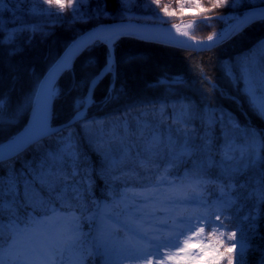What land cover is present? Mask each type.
<instances>
[{
  "label": "snow or ice",
  "instance_id": "snow-or-ice-1",
  "mask_svg": "<svg viewBox=\"0 0 264 264\" xmlns=\"http://www.w3.org/2000/svg\"><path fill=\"white\" fill-rule=\"evenodd\" d=\"M27 2L0 0V33L6 31V21L13 25L7 30L6 38H0V46L13 44L18 35L31 27L21 22V13L35 14L38 10L18 7ZM45 2L51 4L53 0ZM56 2L64 7L60 0ZM89 2L79 0V5ZM118 3V13L108 10L107 0H96V7L91 9L74 8L73 22L112 19L113 23H97L77 33L25 98L29 119L23 129L0 142V169L3 170L0 175V264H53L62 249L77 247L87 239L82 237L79 229L81 217L95 222L93 228L99 235L92 242L97 254L103 249L111 256L110 244L103 238L106 221H111L128 236L126 258L133 264H201L210 254L212 258L207 264H221L225 252L229 254L227 264H234L231 254L237 247L239 256L235 264H247L246 253L253 247L257 222L264 219V131L241 124L234 113L221 105L213 107L205 103L198 108L187 97L162 100L161 108L183 106L177 118L182 120L184 128H169L163 135L154 131L151 139L146 141L148 146L135 154L123 141L115 150L101 149L104 161L101 173L106 195H110L111 200L97 202L92 194L95 184L93 168L80 150V137L83 135L90 145L97 144L98 141L89 135L90 129L96 126L99 130L101 120L107 119L88 116L89 108L95 103L96 85L110 75L111 84L105 99L118 100L123 92L122 88H116L119 40L132 37L150 39L134 29L129 0H118ZM144 3L145 9H150L146 0ZM151 3L165 16L176 14L168 6H161L160 0H151ZM225 6L230 11L221 19L233 23L222 29L216 44L209 47L224 43L254 24L264 25V0H231V3L229 0H213L212 9ZM196 7L204 12L212 10L202 8L199 3ZM180 10L183 11V7ZM151 11L152 19L160 24L167 23L154 9ZM49 15L57 16L56 13ZM207 39L212 41L213 36L209 35ZM27 42L31 43V37ZM101 47L106 49L104 65L87 81H80V87L87 83V92L74 99L68 121L53 125L52 105L61 92L57 85L59 77L72 70L82 53H91ZM20 50L13 47L7 54L14 55ZM87 64L94 65L95 59L90 57ZM221 70L229 83L246 98L249 109L264 120V38L238 60L223 62ZM202 78L208 80L206 76ZM156 83H167L175 92L173 86H182L185 81L177 76ZM209 86L240 106L239 98L228 95L217 83L209 81ZM8 102V94L0 97V125L15 124L19 119V107L6 112ZM195 121H199V128L188 131L194 127ZM77 126L80 132H77ZM147 126V121H139L138 127ZM216 129H219L218 135ZM254 172L258 178L249 179ZM130 176L134 178L132 183H129ZM114 181H121L123 190ZM208 184H217L222 195L225 188L241 190L223 200V214L229 221L235 219L236 229L240 232L238 241L237 231L220 232L221 237L226 235L228 240L235 241L231 245L221 241L224 252L215 249L209 253L207 249H211V244H206L202 238L205 222L211 229L210 236L216 229L224 228V223L214 224L208 214L198 210L207 207L203 196L187 193L188 187L195 191ZM243 189L248 192L244 193ZM86 195L89 202L85 201ZM181 207L186 210L182 215L165 211ZM77 210L79 217L76 216ZM37 213L57 221L69 220L62 248L27 239L38 223L35 219ZM216 219H220V214H216ZM194 244L199 248L192 251ZM260 264H264V259Z\"/></svg>",
  "mask_w": 264,
  "mask_h": 264
},
{
  "label": "trees",
  "instance_id": "trees-1",
  "mask_svg": "<svg viewBox=\"0 0 264 264\" xmlns=\"http://www.w3.org/2000/svg\"><path fill=\"white\" fill-rule=\"evenodd\" d=\"M150 5V9H145L144 0H129L128 7L131 9V14L134 20L140 21H155L152 19L153 13L151 9H154L156 13H162L161 17L167 22L184 21L192 18H198L207 16L210 14H226L230 9L225 7L212 9L213 0H160L161 6H168L170 11L175 10L176 14L173 16H165V14L157 8L156 5L151 3V0H146ZM231 3V0H229ZM60 3L64 5L63 8L59 6L56 0H53L51 4L46 3L45 0H28L18 7L22 9H36L35 14L21 13L23 19L21 22L31 26L23 34L18 35L13 44H5L0 46V57L6 59L10 58L13 63L16 62L17 71L19 63V53L24 51L23 57L28 54L34 48L41 47L42 50L48 51L42 60L28 62L24 67V77H18L17 71L13 72L11 77V86L15 87L14 80L20 78V83L13 89L7 87L6 77H2L0 80V97L5 94L9 96V102L6 104V112L11 109L19 107L20 115L15 124L0 125V142L13 136L25 123L27 108L20 106L19 96L20 93L26 88V84H32V89L36 85V80L42 76L43 72L51 65L57 56L63 51L66 45L77 35L81 30L88 29L97 23L111 21L112 19H90L86 22L80 20L72 21V13L74 8L80 6L79 0H60ZM199 3L202 8L212 9L209 12H204L196 5ZM108 10L113 13H118L120 10V4L118 0H107ZM81 10L91 9L96 7V0H90L89 3L83 4ZM183 7V11H181ZM49 13H56L57 16L49 15ZM137 16H141V19H136ZM59 17V19L57 18ZM201 24V23H198ZM202 24V36L211 34L214 28L203 27ZM6 31L0 33V38H6L7 30L13 27L7 21L5 22ZM33 28L35 29L33 31ZM28 37H31V43H28ZM264 38V25L254 24L249 28H245L243 32L234 36L227 42L218 45L212 49L204 51H191L174 46H169L157 42L146 41L138 38H122L118 42L116 49L117 60V79L116 88L123 89L118 100L107 101L105 98L108 95V89L111 84V76H106L101 80L95 88L93 99L94 105L88 110V116L90 118L100 117L107 118L101 120L99 130L96 126L90 129L89 135L94 137L98 141L95 145H90L83 135L80 137V150L87 157V162L91 164L93 168V180L95 184L93 186L92 194L96 199L104 198L111 200L110 195H106V186L101 173L102 166L104 165L103 156L101 155V149L115 150L122 146L121 141L127 145L131 152L135 154L137 151L147 147L146 141L151 139L154 131H160L163 134H167L169 128L177 129L184 128V124L181 119H178V113L181 106H167L160 107L162 100H173L181 97H187L194 102L198 108H202L205 103L215 107L217 105L223 106L225 109L234 113L239 119L241 124H247L250 128L264 131V120L260 119L250 109L246 102V98L241 95L237 87L229 83L226 79L224 72L221 70V65L225 61L238 60L242 55L246 53L258 40ZM55 43V44H54ZM13 47H19L21 50L14 55H8V50ZM57 48V50H56ZM150 50L153 52H159L164 55L165 62L159 65H154L152 69L146 68L148 60L144 52ZM25 51H27L25 53ZM106 49L103 47L95 49L93 52H85L77 57L72 66L71 71H65L57 81V85L61 92L59 97L53 102V120L54 125H59L66 122L72 115L73 102L78 96H82L87 92V83L82 87L78 86L80 81H87L92 75L99 71L104 65ZM142 54V55H141ZM45 55V54H44ZM92 57L95 59L94 65L87 64V60ZM132 59L129 60L128 58ZM191 61L195 64L192 66ZM175 62V63H174ZM134 63H140L139 68L134 71ZM0 64H2L0 60ZM130 67V71H129ZM197 67H201L199 70ZM34 68L36 72V79L31 82L22 85L23 80H28L26 75ZM34 72V73H35ZM205 75L216 82L220 88L230 95H236L242 101V108L245 109L246 116H243L235 102L229 101L218 95V92L214 91L209 86V83L201 77V74ZM22 73H20L21 75ZM180 75L185 81L182 86H173L176 91L173 92L167 83L157 85V81H164L171 76ZM26 77V78H25ZM164 79V80H163ZM16 81V82H17ZM22 85L18 91V86ZM241 87L243 85H240ZM210 101V102H209ZM155 109V110H154ZM146 115H142L145 114ZM144 120L148 122V126L141 128L138 127L139 121ZM194 127L187 129L193 131L199 128V121L193 122ZM77 132H80L79 126H77ZM216 134H219V129L215 130ZM102 141V142H99ZM52 143V141H47ZM29 155V154H26ZM17 167L20 165L17 164ZM216 172L217 170H210ZM0 175H3V170L0 169ZM258 178L254 172L249 179ZM133 177H129V183H132ZM113 183L120 186L122 189L121 181H114ZM217 184H209L211 192H216ZM236 191H241L237 189ZM244 193L248 192V189L242 190ZM85 201L89 202V197L85 196ZM249 203H251L249 201ZM264 207V206H262ZM80 216V212H76ZM41 214V213H38ZM84 226L87 225L85 217H81ZM229 231H237V236H240V232L236 229L235 219L231 221L226 220ZM257 228V234L252 240V249L246 253L247 264H260V261L264 259V219L259 220ZM120 230V229H119ZM106 236L105 238H107ZM96 236H93V239ZM101 249L99 254L93 244V253L90 254L84 264H100ZM228 253H224V259L221 264H227ZM235 259H238L239 249L231 254Z\"/></svg>",
  "mask_w": 264,
  "mask_h": 264
},
{
  "label": "rangeland",
  "instance_id": "rangeland-1",
  "mask_svg": "<svg viewBox=\"0 0 264 264\" xmlns=\"http://www.w3.org/2000/svg\"><path fill=\"white\" fill-rule=\"evenodd\" d=\"M159 15L161 16L162 13H159ZM218 15H219L218 18L211 19V20H203L205 22L202 21V22H200L201 24L195 23V26L192 29V32L189 33L190 37H192L194 39H200V38H205V37L211 35L212 33L217 32L220 28H222L226 24L227 21H229V20L225 21V20L221 19V17L224 16L225 14H218ZM111 21H113V20H111ZM111 21H107V22H111ZM187 21H192V19L184 20V21H177V22H173V23L179 24V23H184ZM102 23H105V22H102ZM202 24H206V25H203V27L214 28L213 32L207 36H202L203 35ZM227 41H225V42H227ZM229 41H230V39H229ZM151 42H153V41H151ZM169 46H171V45H169ZM182 49H184V48H182ZM56 50H57V48H56ZM187 50H191V49H187ZM191 51H194V50H191ZM26 52L27 51H25V53ZM47 53H48V51H47ZM47 53H46V51L42 50L41 47H37V48H34L33 50H31V52L28 54V56L23 57L25 55H24V51H22L21 53L18 54L19 57H22V58H19L17 60V63H19V66H20V67H18V71H17V67H14V66H16V62L13 63V61H11L10 58L6 59V57L5 58L0 57V60L2 62V64H0V80L2 77L3 78L6 77L7 79H5L6 80L5 82H7V87L10 89L15 88L17 86V83H20V82H18V81H20V78H18V81H17V79L14 80L15 87L11 86L10 83H12V82L9 83V81H11V77L13 75V72L17 71L18 77H20V76L24 77L25 76V74H24L25 65L28 62L31 63L32 61L42 60L44 58V56H45L44 59L46 60L47 56H48V55H46ZM144 55H146V59L148 60V62L146 64V68L150 67L152 69V67L154 65L156 66V65L161 64L162 62H165V60H164L165 56L161 55L159 52H153L150 50H146L144 52ZM191 64L193 66L195 63L193 61H191ZM133 66H134V68H131L133 70V72L139 73L140 71L136 72V71H134V69L139 68L141 66V64L140 63H134ZM197 68L199 70H202L201 67H197ZM47 69H46V71H47ZM46 71H44L43 73H45ZM129 71H130V67H129ZM34 72H35V69L32 68L28 72V74L26 75V77L27 76L29 77V81L23 80L22 85L24 84V82L29 83L32 81V79H34V78L36 79L37 74H36V72L35 73ZM20 73H22V74L20 75ZM177 76L180 77V75H176V76L174 75V76H171L170 78H174ZM205 76H206L205 73L201 74V77H205ZM35 79H34V83H35ZM37 80H36V83H37ZM206 81L208 83H209V81L214 82L210 78H208V80H206ZM214 83H216V82H214ZM22 85L18 86V91L20 90ZM25 86H26V88L20 93V96H19V100L21 102L20 106L22 107V109L27 108V104L25 103V98L33 90L32 89L33 86L31 83L26 84ZM223 90H225V89H223ZM218 95H220L219 92H218ZM228 95H230V94H228ZM233 96H236V95H233ZM220 97H223L229 101H232V100H230L224 96L220 95ZM207 104H210V103H207ZM238 110L241 111L243 116H246L245 109L242 108V101L241 100H240V106H238ZM28 115H29V112L27 110V113L25 116L26 121L28 119ZM26 121H24V122L26 123ZM25 123H23V125L20 127V129L24 126ZM208 185H206L203 189H199V190H195V191L191 187H188L187 193L203 196L205 204L207 205V207L199 208L198 210L200 212L208 214L210 220L214 224H221V222L224 223V228L216 229L215 234L210 236L209 234H210L211 229L209 228L207 222H205L204 223V233L202 234V238L204 239V242L206 244H208V243L211 244V249H207V251H209V253H211L215 249H219L220 252H224V249L221 246V241H223V243L226 245H231L235 241L228 240L226 235L224 237L220 236V232L229 231L228 224L226 222L227 219H226L225 215L223 214V212H224L223 200L227 199L229 196H234V192L229 191L228 188H225L223 190L224 194L222 195L221 188L219 186H217L216 192L211 194V191H210L211 188H209ZM121 190H123V188ZM96 201L97 202H110L109 200L104 199V198L96 199ZM115 211L116 210L114 209L113 212H115ZM165 211L173 212L175 215H182L185 213L186 210L181 207L178 209L177 208L165 209ZM216 214H220L219 220L216 219ZM157 215H162V213L157 212ZM35 219H36V221H38V223L35 225L33 232L31 233L30 237H28L27 239H30V240L36 242L37 244L48 243V244H51L53 246H60L62 248L61 242L65 238V234H66L68 226H69V220L64 219V220L57 221L55 219H50L48 216H45V215L40 216L37 214L35 216ZM86 221H87V225H85V226L83 225L81 220L79 222V229L81 231V235H82V237L87 238L85 240V242L81 245H78L77 247H74V248H68L66 250L62 249V251L56 256L55 260L53 261V264H82L84 262V259L92 252L93 246H92L91 235L93 234V236H95V235L98 236L99 233H97L93 228V225L95 222L89 221L87 218H86ZM116 229L118 230V227L116 225L112 224L111 221H106V230L103 232V238H104V236L108 235V237L104 238V240L110 244L112 252H111V256H109L102 249L100 263L101 264H133V261L126 258L127 257V251L125 250V242L127 241L128 236L126 235V233L122 229H121V233H116V231H117ZM239 237L240 236H237V241L239 240ZM198 248H199V245L194 244L192 246V251H195ZM237 249H239V247H237ZM211 258H212L211 254L206 256L205 259L203 261H201V264H207V261Z\"/></svg>",
  "mask_w": 264,
  "mask_h": 264
},
{
  "label": "water",
  "instance_id": "water-1",
  "mask_svg": "<svg viewBox=\"0 0 264 264\" xmlns=\"http://www.w3.org/2000/svg\"><path fill=\"white\" fill-rule=\"evenodd\" d=\"M218 17H219L218 14H210V15L204 16V20L218 18ZM110 23H113V21L105 22V24H110ZM231 23H233V21H231V20L227 21L226 24L222 28H220L217 32L211 34L213 36V40L212 41H208V39H207L208 36L205 37V38H200V39H194V38H190V37H188V38H174V37L166 36L163 33L164 30L175 29L176 24H174V23L167 22L166 24H160L159 22L140 21V20L132 19V24H133L134 29L136 31H138L139 33H141L142 35L150 37V39H147V41H153V42L162 43V44H166V45H171V46L184 48V49H191V50H194V51H204V50H209L211 48L216 47V46L209 47V45H215L216 44V40H217L221 30L227 28L228 25L231 24ZM144 25H147V27H145ZM153 25H155V26H153ZM72 40L67 45H69L72 42ZM143 40H145V39H143ZM65 48H64V50H65ZM64 50L60 53V55L63 54ZM47 71H48V69H47ZM28 119H29V115H28ZM28 119H27V121H28ZM27 121H26V123H27ZM64 123H62V124H64ZM25 124H24V126H25ZM55 126H59V125H55ZM23 127L20 130H22Z\"/></svg>",
  "mask_w": 264,
  "mask_h": 264
},
{
  "label": "bare ground",
  "instance_id": "bare-ground-1",
  "mask_svg": "<svg viewBox=\"0 0 264 264\" xmlns=\"http://www.w3.org/2000/svg\"><path fill=\"white\" fill-rule=\"evenodd\" d=\"M194 26H195V22H193V21H187V22H184V23L176 24L175 29H172V30H164L163 33L166 36H168V37L188 38V37H190L189 33L192 32V29L194 28ZM52 108H53V105H52ZM4 141H2V142H4Z\"/></svg>",
  "mask_w": 264,
  "mask_h": 264
}]
</instances>
